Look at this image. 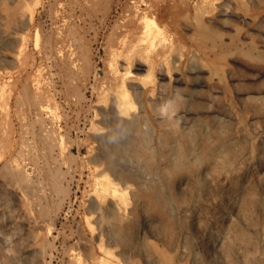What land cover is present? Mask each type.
<instances>
[{"label": "rangeland", "instance_id": "rangeland-1", "mask_svg": "<svg viewBox=\"0 0 264 264\" xmlns=\"http://www.w3.org/2000/svg\"><path fill=\"white\" fill-rule=\"evenodd\" d=\"M130 1L0 0V42L7 30L20 28L7 40L6 49L0 51V72L8 78L6 109L0 116L3 126L0 135V231L9 234L11 243L0 241V264H73L71 252L77 248L88 264L100 255L98 235L101 233L110 240L109 247L115 248L123 264H191L189 255L181 256L184 245L189 249L196 248L198 264H264L263 170L248 172L243 178L241 170L228 172L225 171L227 165L217 166L207 180H203L202 190L198 189L201 198L195 209L190 208L191 216L187 218L182 209L190 204L196 189L184 193L176 190L175 197L183 206H179L175 213H167L161 206L153 208L146 202L141 205L138 200L140 190L133 189L134 192L129 194L134 201L132 217L125 218L107 200L103 203L102 215L104 220L110 219L109 227L96 222V234L88 230L84 216L94 206L89 195L92 194V179L97 173L92 169L94 164L100 169L109 165L121 179L133 178L131 172L121 171L116 162L121 155L127 161L133 151L145 167L152 169L156 177L158 175L154 146L159 130L149 118L146 93L138 98L139 106H146L145 110L135 120L125 121L127 123L122 128L117 125L112 142L96 136L98 127L106 123L105 118L100 121L96 117L99 113L104 116L105 110L109 115V92L118 85L110 62L114 51L119 48L122 29L127 23L122 14L129 12ZM187 1L151 0L154 14L172 32L179 47H186L192 35L199 36V32L185 30L181 22V18L193 16V7ZM57 2L66 4L70 16L55 23L53 14L58 12ZM241 6L246 12L258 13L249 1ZM24 10L32 16L22 28L24 17L21 13ZM233 23L231 28L220 29L216 36L223 37L222 31L226 32L225 41L232 45L229 36L236 33L234 43L239 44L242 55L230 57V53L224 61L209 56L207 61L212 67L218 65L222 74V91L218 99L233 115L229 134L248 132L254 138L249 142L240 137L235 154L249 156L257 151L256 134L250 121L251 116L258 113V108L252 106L251 97L256 94L264 96V45L259 41V32L251 29L249 24L238 20ZM237 26L242 27L239 32ZM36 30L41 35L40 50L34 43ZM23 33L30 36V42L23 54L15 57L22 45L18 38ZM58 34L62 39L58 40ZM252 41L258 45V50L252 46ZM249 45L254 49H249ZM136 59L150 62L141 54L133 56V72L139 76L146 74L148 65L136 69ZM121 63L128 65L126 60ZM38 69H43L42 88H36ZM163 81L171 83L168 76ZM257 90H261L260 93ZM48 99L60 116L55 122H50L41 109ZM98 104L102 107H97ZM173 107L172 104L167 108L173 111ZM140 117L148 118V128L140 125ZM172 117L170 121L173 122ZM175 127L179 129L178 121ZM45 129L49 130V137L45 135ZM90 131L95 135L92 136ZM58 135H63L67 144L64 152L57 146ZM103 140L107 144L105 155L93 150L100 142L102 145ZM26 142L30 144L29 149L24 148ZM15 157L27 158L33 169L16 168L12 163ZM14 183L22 187L26 196L16 193L12 187ZM235 184L240 185V196L236 200L239 211H231L229 219L217 222L218 208L213 198L229 201ZM41 219L51 221L49 232L41 227ZM14 222L19 224L14 225ZM206 227H212L219 236L217 256L212 260L202 243L209 237L203 234Z\"/></svg>", "mask_w": 264, "mask_h": 264}, {"label": "bare ground", "instance_id": "bare-ground-1", "mask_svg": "<svg viewBox=\"0 0 264 264\" xmlns=\"http://www.w3.org/2000/svg\"><path fill=\"white\" fill-rule=\"evenodd\" d=\"M247 1L258 9L257 14H251L242 8L241 5ZM187 2L193 7V16L191 18H181V22H183L185 30H193L194 33L199 32V36L192 35L190 38L191 42L186 47L178 46L176 40L173 39L174 35L172 32L170 33L166 25L154 14L151 0H131L129 12L122 14V18L126 19L127 23L122 29L119 48L114 51L110 62L111 71L118 78V85L109 92L111 99L109 115L107 116L106 110L103 108L106 116L104 113L105 117L99 113L98 117H96V120L97 118L100 121L104 118L106 120L104 125L98 127L96 136L108 138L112 142L113 138L111 137L116 133L117 125L122 128L127 123L125 121L130 118L135 120L145 110L146 106H139L138 98L146 93L149 102V118L157 125L159 130L156 145L154 146L157 152L156 172L158 175L156 177L152 169L145 167L141 158L134 154L133 151H130L127 161L123 159L122 155L116 158L120 170L125 169L131 172L133 178L124 177L121 179L109 165L100 169L101 167L99 168L94 164L92 169L95 172L97 171V175L95 174L92 179V194L89 193L94 206L88 209L89 214L85 213L84 216L86 226L92 234L97 232L96 222L108 224V227L110 225V219L104 220L102 215L103 203L107 200L111 203L110 206L120 211L125 218L133 216L134 209L132 204L134 201H131L132 197L129 196L133 189L140 190V199L138 200L141 205H145L144 203L146 202L147 205L153 208L161 206L167 213H175L179 206H183L175 197L176 190L184 193L192 190L191 188L196 189V193L189 204L190 206H185L182 209V214L187 218L191 216L190 208L195 209L197 202L201 198L199 190L201 191L203 188V180H207L209 173L217 166L227 165L225 171L228 172H240L241 170L243 178L248 172L264 171L263 94H256L251 97L252 106L258 108V113L252 115L250 121L252 131L256 134L255 144L257 151L250 155L248 152L249 156L244 155V153L235 154L240 145V137L249 142L254 141V138L248 132H239L237 135L229 134L230 121L233 115L218 99L222 91V74L219 72L220 68H218V65L212 67L207 61L209 56L224 61L225 56L227 58L230 53V57H233L234 54L242 55L239 44L237 42L234 43L236 33L229 36V39L232 40V45L225 41L226 32L222 31L223 37L216 36L220 29L231 28L234 20L249 24L252 27L251 29L259 32V41L264 45V0H189ZM55 7L58 9V12L55 11L53 14L55 23H58L64 16H70L67 13L65 3L57 2ZM21 14L24 17V20L20 21L23 28L24 25L28 24L32 15L26 10ZM237 28L239 32L242 27L237 26ZM19 30V27H14L4 33V39L0 42V51L6 49L7 40L16 35ZM29 34L31 35V33ZM57 37L58 40L62 39L59 34ZM18 39H21L22 45L15 53V57L23 54L26 50L30 42V36L23 33L21 38L19 36ZM34 43L40 50L41 35L38 30L34 33ZM251 44L258 50L256 43L252 41ZM250 46H248L249 49H254ZM137 53L150 62L148 64V62L135 60L136 69H143L142 67L148 65L146 74L140 76L133 72L131 65L133 56ZM123 60L128 62L127 66L122 65L121 62ZM222 68L224 69L223 66ZM42 70L38 69L36 88L43 87ZM167 76L170 77V84L163 81ZM7 84L8 78L0 72V116L6 109ZM260 91L257 90L259 93ZM172 104L174 106L172 108L173 111H170L168 108L169 106L171 108ZM41 106H43L41 109L50 122H55L60 117L57 108L50 104V99ZM98 106L102 107L101 104H98ZM97 109L100 110V108ZM171 116H173V122L170 121ZM176 121L179 122V129L175 127ZM147 123V117H140L141 126L148 128ZM131 126L129 127L130 132L133 130ZM2 127L0 121V135L3 133ZM45 130V135L49 137L51 135L48 132L49 130ZM93 134L95 135V133H92V136ZM122 135H125V132L123 133L122 131ZM129 138L131 139V136ZM104 141L102 145L101 142L98 145L95 144L96 146L93 147V150L97 149V151H101L105 155L107 144H104ZM56 142L61 152L67 149L63 135H58ZM24 148L29 149L30 144L26 142ZM12 163L18 169H33V164L25 157L16 158ZM239 186L238 184L234 185V191L229 201L213 198L218 208V212L215 214L217 222H225L229 219L231 211H239V205H237L238 202L236 201L240 196ZM12 187L18 195L26 196L20 185L14 183ZM29 199L32 202V198ZM144 217L148 221V216ZM13 224L17 225L19 223L14 222ZM41 227L46 228L49 232L52 229V223L50 220L41 219ZM203 234L209 235L208 238L203 239L202 243L207 247L208 256L212 260L213 257L216 258L217 256L216 244L219 236L216 235L212 227L204 228ZM8 237L9 234L7 235L6 232L0 231L1 242H9L8 239L10 237ZM98 237H100L98 243L100 255L94 257L91 263L88 264H123V259L115 248L109 247L110 240L106 239L102 233ZM71 255L73 264L86 263L84 254L79 248L73 250ZM185 255L191 257V264H198L196 248L189 249L184 245L181 249V256ZM150 261L153 262V260Z\"/></svg>", "mask_w": 264, "mask_h": 264}]
</instances>
